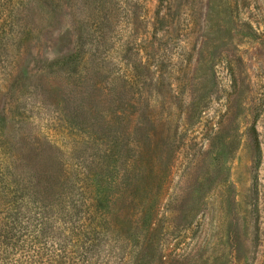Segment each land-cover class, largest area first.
<instances>
[{"label":"rangeland","instance_id":"374dc122","mask_svg":"<svg viewBox=\"0 0 264 264\" xmlns=\"http://www.w3.org/2000/svg\"><path fill=\"white\" fill-rule=\"evenodd\" d=\"M0 145L89 208L0 264H264V0H0Z\"/></svg>","mask_w":264,"mask_h":264},{"label":"trees","instance_id":"16d2710c","mask_svg":"<svg viewBox=\"0 0 264 264\" xmlns=\"http://www.w3.org/2000/svg\"><path fill=\"white\" fill-rule=\"evenodd\" d=\"M15 147L12 145L10 149ZM4 155L5 152H2L0 145V252L2 254L8 253L10 248L19 245V242L28 243L31 251L36 244L34 239L38 236H46L50 232L49 227L55 215L57 219L77 223L89 213L87 206L84 212L79 209L78 200L72 199L71 207L68 206L64 197L72 191V182L66 183L52 175L50 166L47 165L50 162L45 164L39 158L28 161L22 159L23 155L21 156L20 153L19 158L15 159L8 156L5 158ZM34 225L35 235H31L30 228ZM91 230L95 236H98V226ZM151 254L152 249L146 247L140 257Z\"/></svg>","mask_w":264,"mask_h":264}]
</instances>
